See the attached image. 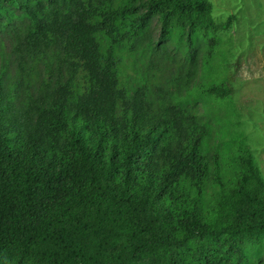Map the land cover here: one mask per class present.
I'll return each mask as SVG.
<instances>
[{
  "label": "trees",
  "instance_id": "16d2710c",
  "mask_svg": "<svg viewBox=\"0 0 264 264\" xmlns=\"http://www.w3.org/2000/svg\"><path fill=\"white\" fill-rule=\"evenodd\" d=\"M212 11L211 0H0V19L27 22L23 71L32 56L62 55L45 100L17 106L0 79V264H264L253 149L212 143L185 103L234 91L214 78L233 18L218 25ZM153 12L159 43L185 49L186 80L202 73L190 100L156 107L151 86L121 72Z\"/></svg>",
  "mask_w": 264,
  "mask_h": 264
},
{
  "label": "rangeland",
  "instance_id": "374dc122",
  "mask_svg": "<svg viewBox=\"0 0 264 264\" xmlns=\"http://www.w3.org/2000/svg\"><path fill=\"white\" fill-rule=\"evenodd\" d=\"M211 2L216 24L233 18L229 30L219 34L224 42L225 56L218 61L214 78L217 83H231L234 91L229 99L202 97L185 103L193 106L213 127L212 143L230 136L250 145L264 175V0ZM137 12L140 20L147 8L141 7ZM20 13L17 11L18 15ZM6 20L0 19V79L6 92L14 95L17 106H23L30 97L47 99L49 88L56 84L62 55L57 49H51L32 56L23 71L15 46L16 35L22 33L27 22L19 18L11 23ZM145 23L142 44L129 41L125 46L123 76L131 86L140 82L151 86L156 107L180 97L190 100L186 96L187 83L194 88L203 79L202 73L193 81L186 80L185 49L170 42L159 43L161 24L157 12L150 14Z\"/></svg>",
  "mask_w": 264,
  "mask_h": 264
}]
</instances>
